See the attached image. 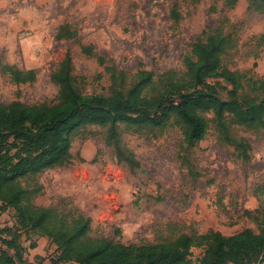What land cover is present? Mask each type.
<instances>
[{
  "label": "rangeland",
  "instance_id": "rangeland-1",
  "mask_svg": "<svg viewBox=\"0 0 264 264\" xmlns=\"http://www.w3.org/2000/svg\"><path fill=\"white\" fill-rule=\"evenodd\" d=\"M209 29L229 38L222 63L241 75L245 96L260 99L263 95L247 83L264 79V6L259 3L0 0V67L34 71L26 82L0 71V101L57 103L52 73L59 50L70 54V82L79 93L125 94L144 70L152 79L143 93L172 98L179 90L171 89L172 82L194 61L193 44ZM210 81L224 85L221 78ZM231 115H224L228 139L219 140L211 114H205L208 129L190 145L174 115L157 128L119 125L121 149L136 163L117 156L108 126L84 125L70 135L69 160L35 175L39 189L30 203L88 217V238L137 246L187 234L194 243L180 264H199L211 234L257 233L264 215V127L232 123ZM12 142L9 138L7 144ZM240 142L244 148H238ZM61 252L46 235L24 227L13 206L0 202V264L4 254L15 264H78L57 261ZM258 260L245 264H264Z\"/></svg>",
  "mask_w": 264,
  "mask_h": 264
},
{
  "label": "trees",
  "instance_id": "trees-1",
  "mask_svg": "<svg viewBox=\"0 0 264 264\" xmlns=\"http://www.w3.org/2000/svg\"><path fill=\"white\" fill-rule=\"evenodd\" d=\"M248 1L264 6V0ZM229 43V38L216 30L204 31V37L193 44L191 53L194 61L189 62L186 72L171 84V89H179L172 98L171 95L150 97L143 93L152 79V74L144 70L135 74L132 86L125 94L79 93L70 82L69 52L56 51L57 68L52 73V80L59 86L57 103L27 106L20 101H0V202L15 208L24 227L37 230L56 244L62 251L57 261L180 264L194 243L191 236L181 234L172 241L137 246L115 243L102 237L88 238V217L30 203L39 189L35 175L69 160L70 135L84 125L108 126L109 139L116 144L117 156L126 157L130 163L136 162L132 154L126 156L121 149L119 125L157 128L174 115V122L187 145L204 137L208 129L205 114H211V121L222 142L228 139L224 121L227 113L232 114V123L264 127L261 117L264 113V79L247 80L251 90L263 95L260 99L245 96L241 75L221 61V54L229 48ZM109 69L112 73L115 71L113 67ZM0 71L8 73L15 82L34 79L33 70L3 64ZM212 78L223 79L224 85L213 84ZM9 138L13 142L7 144ZM237 145L244 148L241 142ZM16 146L18 150L11 154L10 148ZM24 180L29 182L22 185ZM260 226L257 233L244 229L228 237L218 232L211 234V241L199 264H245L258 258L257 263L264 261V215ZM4 241L14 246L11 240ZM2 259V264H15L10 255L4 254Z\"/></svg>",
  "mask_w": 264,
  "mask_h": 264
}]
</instances>
